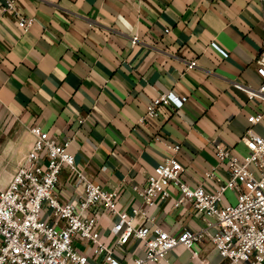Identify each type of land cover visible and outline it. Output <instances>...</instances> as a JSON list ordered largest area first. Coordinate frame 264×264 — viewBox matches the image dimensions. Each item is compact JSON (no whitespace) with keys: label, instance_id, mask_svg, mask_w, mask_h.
Segmentation results:
<instances>
[{"label":"crops","instance_id":"obj_1","mask_svg":"<svg viewBox=\"0 0 264 264\" xmlns=\"http://www.w3.org/2000/svg\"><path fill=\"white\" fill-rule=\"evenodd\" d=\"M7 1L0 0V128L10 124L29 136L18 162L9 159L0 185L10 181L32 144L31 127L38 126L59 142L70 140L76 162L94 182L118 193L120 209L145 211L136 223L171 233L205 227L190 203L175 205L177 187L153 207L138 190L171 156L183 165L187 183L214 190L206 173L229 178L216 147L243 155L251 146L242 139L249 127L264 137V121L252 120L262 100L249 98L263 81L256 59L264 48V0H14V9L5 12ZM20 15L34 19L25 32L17 24ZM191 59L197 66L187 69ZM171 90L188 97L183 106L162 107L158 118L140 122L152 100ZM176 144L178 152L171 148ZM2 149L0 143V156ZM75 191L64 170L61 199H76ZM235 201V192L227 191L224 202ZM113 221L103 216L98 225L108 245L115 241ZM193 249L197 257L178 245L145 264L224 261L209 241ZM141 253V242L132 240L117 256L126 262ZM99 261L91 258L90 264Z\"/></svg>","mask_w":264,"mask_h":264},{"label":"built area","instance_id":"obj_2","mask_svg":"<svg viewBox=\"0 0 264 264\" xmlns=\"http://www.w3.org/2000/svg\"><path fill=\"white\" fill-rule=\"evenodd\" d=\"M14 6L15 1L9 0L3 11H11ZM33 20L20 15L18 27L25 32ZM138 41L137 35L132 37L133 44ZM256 64L263 81L258 89L250 90L249 98L262 100L263 108L252 118L253 123H260L264 121V48ZM196 66V59L187 61V69ZM187 99L174 90L160 93L147 106L140 122L158 118L162 107L180 108ZM30 132L33 141L29 150L6 187L0 189V264H90L91 258H100V264H145L160 261L178 245L197 257L194 245L206 241L215 246L224 259L222 264H264V137L251 127L242 138L251 144L247 153L238 155L216 147L218 159L227 164L229 178L222 181L213 172L206 173L217 184L214 190L187 183L176 156L165 159L148 175L138 190L147 206L167 200L170 187L175 186L179 190L175 205L190 203L206 222L202 229L186 227L177 233L136 223V216L145 215V211L120 209L118 193L94 182L76 162L69 151L70 140L59 142L38 126L31 127ZM171 148L178 152L180 145ZM64 170L76 188V199L63 201L58 193ZM78 187L82 191L78 192ZM229 190L236 194L235 203L224 202ZM103 216L114 220L112 245L101 239L98 225ZM132 240L141 242L142 253L124 262L117 251L126 253ZM76 241L91 248L92 254L80 250Z\"/></svg>","mask_w":264,"mask_h":264},{"label":"rangeland","instance_id":"obj_3","mask_svg":"<svg viewBox=\"0 0 264 264\" xmlns=\"http://www.w3.org/2000/svg\"><path fill=\"white\" fill-rule=\"evenodd\" d=\"M28 136L27 133L10 124L0 128V143H3L5 147L1 150L2 155L0 156L1 170H3L0 172V180L3 179L4 170L9 166V159H15L18 162L22 153L28 148ZM2 188L4 186L0 185V189Z\"/></svg>","mask_w":264,"mask_h":264}]
</instances>
